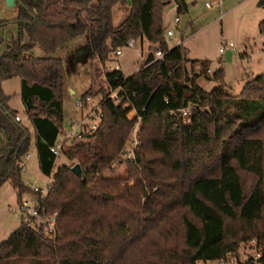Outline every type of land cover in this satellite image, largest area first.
I'll return each mask as SVG.
<instances>
[{
    "label": "trees",
    "instance_id": "16d2710c",
    "mask_svg": "<svg viewBox=\"0 0 264 264\" xmlns=\"http://www.w3.org/2000/svg\"><path fill=\"white\" fill-rule=\"evenodd\" d=\"M170 1L177 14L187 13L185 0ZM14 3L17 34L0 55V186L10 183L17 204L31 193L22 172L33 143L39 171L52 174L41 204L56 214V232L48 237L20 223L0 243V264H195L238 259L240 245L252 240L264 246V72L232 94L222 68L210 74L207 60L168 46L165 0ZM127 3L128 14L114 25L113 6ZM258 28L264 36V19ZM82 35L98 66L131 38L163 56L127 76L119 68L105 72L95 129L62 150L74 163L54 170L50 148L63 135L64 94L63 61L54 54ZM36 45L45 56L33 54ZM12 77L20 79L32 131L15 120L2 89ZM201 78L217 85L206 91ZM115 89L118 102L110 96ZM138 120L134 157L124 160ZM114 161L126 164L124 175L104 174ZM75 163L82 176L72 171Z\"/></svg>",
    "mask_w": 264,
    "mask_h": 264
},
{
    "label": "rangeland",
    "instance_id": "374dc122",
    "mask_svg": "<svg viewBox=\"0 0 264 264\" xmlns=\"http://www.w3.org/2000/svg\"><path fill=\"white\" fill-rule=\"evenodd\" d=\"M165 1L167 4L163 8L162 20L164 38L168 46L173 47L181 43L179 45L185 50L187 58L207 60L210 74L222 68L224 82L232 94H238L247 80L264 72V36L258 28L259 22L264 19V0H185L189 22L183 30L180 28V23L175 24L174 22L176 16L181 18L182 15L176 13L172 1ZM206 3L210 5L206 6ZM112 12L113 24L118 25L128 14L129 4H116ZM15 16V3L8 5L7 0H0V55L6 49L8 41L17 34V26L13 22ZM168 30L172 31V36L167 35ZM133 40L135 45L123 47L121 55L116 57L110 53L103 67L98 66L97 59L89 58L90 50L87 47L85 35L69 40L57 49L54 56L62 59L64 68L63 134L74 126L84 133L93 130L92 125L97 124L98 116L92 111L99 106L101 93L98 90L104 86V74L107 70L118 65L127 76L143 66L147 52L151 51L154 55L155 45L147 46L145 43L141 47L138 39ZM222 42H232L234 49L219 53L218 48ZM32 52L36 56L46 55L39 45L34 46ZM94 66L99 68L97 83L92 84ZM198 84L206 91H210L217 85L214 81L202 78L198 80ZM1 85L4 93L9 96V106L21 114L17 113L21 121L32 131V126L26 120L25 109L21 101L19 77L5 79ZM89 88H92L91 95H89L90 100L79 108L76 102ZM71 89L74 93H70ZM2 137L4 138L0 132V144ZM134 142V133H131L125 145L128 152L132 150ZM34 150L32 143L30 152L33 154L23 167L22 179L28 187L33 185L44 187L49 178L39 171ZM121 158L125 160L126 156L123 155ZM73 163L74 160L69 161L63 154H60L55 160L54 170L59 165ZM125 172L126 164L114 161L111 169L106 170L104 174L124 175ZM245 180L249 184L252 179L246 176ZM24 196L34 198L32 194ZM10 207L16 208L17 201L15 191L7 181L0 186V243L6 241L20 224L19 214L11 212ZM250 254L251 250L247 249L245 244L240 245L238 259L228 261L226 264L242 263ZM200 264H217V262H200Z\"/></svg>",
    "mask_w": 264,
    "mask_h": 264
},
{
    "label": "built area",
    "instance_id": "2783aa9c",
    "mask_svg": "<svg viewBox=\"0 0 264 264\" xmlns=\"http://www.w3.org/2000/svg\"><path fill=\"white\" fill-rule=\"evenodd\" d=\"M209 5L210 3H206V6H209ZM174 22L175 24H179L180 17L176 16L174 18ZM167 35L171 36L172 31L168 30ZM134 43H135L134 40L131 38L127 40L126 47H132L134 46ZM233 49H234V45L232 42H228V43L222 42V44L218 48V52L223 53L225 50H233ZM113 54L114 56L117 57L118 55L121 54V49L116 50L115 52H113ZM162 56H163L162 52L160 51L154 52L155 59L162 58ZM118 68H119L118 65H115L113 69H118ZM110 96L113 97L117 102L120 100V98L117 96L116 89L111 90ZM89 100L90 98L89 96H87L84 102H87ZM76 104L79 108H81L83 105L82 99L80 98L76 102ZM126 105L127 104H125L124 106ZM92 112L97 114L99 118L100 116L99 106L96 107ZM182 112H183V115H185L187 113V110H183ZM134 117H135V111L132 110L128 113V118L133 119ZM15 120L19 121L20 117L18 115L15 116ZM95 126L96 125H92L91 129L94 130ZM138 129H139V120L135 123L133 131H132V134L134 133V137H135L133 148L129 152L126 149L124 150V155L126 156V159H132L134 157V148L138 144V138H137ZM83 133L84 132L82 130L80 129L78 130L77 126L72 127L69 131H65L64 134L62 135V138H60L50 148L55 158L57 159V157L61 154L63 149L70 147V145L72 144V141L76 139H81L83 137ZM29 156H30V153H28L25 156V159L29 158ZM48 178L49 179L45 183L44 187L37 186V185H33L29 187L31 190L30 194L34 196L33 199H31V197L29 196H23L21 202L17 204V207L16 208L10 207L9 210L11 212H15L19 214L20 223L25 224L26 226H30V227H40L42 228L43 234L45 236L52 237L53 235H55V232H56V214L55 213L51 215L47 214L41 204V200L45 197L49 189V186L51 184L52 174L49 175ZM245 247L251 250V254L248 257H246L245 260L241 264H264L262 262L264 258V246L258 247L256 244V241L252 240L246 243ZM232 260H236V259L233 257H227L225 259H221L216 262L217 264H226L228 263V261L232 262ZM195 264H200V262L197 261L195 262Z\"/></svg>",
    "mask_w": 264,
    "mask_h": 264
},
{
    "label": "water",
    "instance_id": "95a60500",
    "mask_svg": "<svg viewBox=\"0 0 264 264\" xmlns=\"http://www.w3.org/2000/svg\"><path fill=\"white\" fill-rule=\"evenodd\" d=\"M7 3L8 5H12L14 3V0H7ZM187 22H189V15L188 14H183L180 18V28L183 30L185 25L187 24ZM155 58H154V55H153V52H148L145 59H144V62H143V65H147L149 64L150 62L154 61ZM72 171L75 172L76 174L78 175H81L82 176V168L80 167V165L78 163H75L72 167H71Z\"/></svg>",
    "mask_w": 264,
    "mask_h": 264
},
{
    "label": "crops",
    "instance_id": "0c3cea01",
    "mask_svg": "<svg viewBox=\"0 0 264 264\" xmlns=\"http://www.w3.org/2000/svg\"><path fill=\"white\" fill-rule=\"evenodd\" d=\"M187 25V24H186ZM186 25H185V27H186ZM184 27V28H185ZM166 33H167V31H166ZM172 36V35H171ZM139 43L141 44V47H143V45L146 43V45L148 46L149 44H148V42L147 41H145V40H139ZM179 44H181V43H178L177 45H179ZM134 45H135V43H134ZM139 53V55L141 56V54H140V52H138ZM148 53V52H147ZM147 53H146V55H147ZM121 54H122V52H121ZM120 54V55H121ZM146 55H145V57H146ZM119 56V55H118ZM119 67V66H118ZM121 69V67H119V70ZM123 73V72H122ZM124 74V73H123ZM125 75V74H124ZM70 93H74V90L73 89H71L70 90ZM83 94V93H82ZM17 113L18 114H20L18 111H17ZM21 115V114H20ZM19 116V115H18ZM26 116V115H25ZM24 116V117H25ZM20 117V116H19ZM20 119H21V117H20ZM27 120V119H26ZM28 127V126H27ZM3 137H2V141H3ZM30 153V156H29V158H27V159H25V162H24V166L27 164V162H28V159H30L31 158V156H32V154H33V152L31 153V152H29ZM34 155L36 156V162H37V165H38V160H37V155H36V151L34 150ZM26 184V183H25Z\"/></svg>",
    "mask_w": 264,
    "mask_h": 264
}]
</instances>
